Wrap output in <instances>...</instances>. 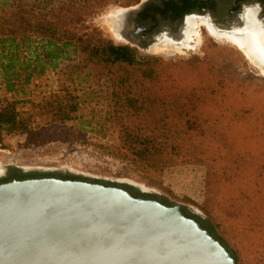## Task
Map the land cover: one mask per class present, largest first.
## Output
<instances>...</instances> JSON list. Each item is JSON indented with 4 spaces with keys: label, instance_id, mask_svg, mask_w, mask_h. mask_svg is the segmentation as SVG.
I'll list each match as a JSON object with an SVG mask.
<instances>
[{
    "label": "trees",
    "instance_id": "1",
    "mask_svg": "<svg viewBox=\"0 0 264 264\" xmlns=\"http://www.w3.org/2000/svg\"><path fill=\"white\" fill-rule=\"evenodd\" d=\"M115 2L0 0V143L77 122L82 90L100 88L108 100L103 126L118 142L108 147L112 154L145 174L207 165L210 157L203 148L223 140L227 131L209 127L208 110L219 103L202 95H221L229 87L195 81L198 68L192 61L143 58L136 49L104 38L88 20ZM49 72L57 76V90L38 101L27 98ZM46 178L87 181L15 170L0 184Z\"/></svg>",
    "mask_w": 264,
    "mask_h": 264
},
{
    "label": "rangeland",
    "instance_id": "2",
    "mask_svg": "<svg viewBox=\"0 0 264 264\" xmlns=\"http://www.w3.org/2000/svg\"><path fill=\"white\" fill-rule=\"evenodd\" d=\"M144 1L118 0L89 19V25L115 45L136 49L140 57L192 61L198 68L195 81L229 87L221 95H202L206 101L219 103L216 110H208L209 127L227 131L223 140L203 148L210 157L207 165H179L162 173L136 171L108 148L118 142L103 126L108 100L105 90L96 88L80 93L82 109L77 122L0 143V173L13 168L25 173L70 174L91 182L132 187L139 196L180 206L224 241L238 264H264V67L202 18L187 19L194 23L191 41L186 40V32L192 27L187 21L182 25L185 46L190 48L177 44L179 51L171 45L166 47L167 55L156 52L164 42L162 35L155 44L142 47L126 41L120 33L113 34L123 12ZM168 33L176 34L170 29ZM57 88V76L49 72L27 98L38 101Z\"/></svg>",
    "mask_w": 264,
    "mask_h": 264
},
{
    "label": "water",
    "instance_id": "3",
    "mask_svg": "<svg viewBox=\"0 0 264 264\" xmlns=\"http://www.w3.org/2000/svg\"><path fill=\"white\" fill-rule=\"evenodd\" d=\"M148 2L123 12L124 28ZM0 264L237 263L180 206L105 183L46 178L0 184Z\"/></svg>",
    "mask_w": 264,
    "mask_h": 264
},
{
    "label": "flooded vegetation",
    "instance_id": "4",
    "mask_svg": "<svg viewBox=\"0 0 264 264\" xmlns=\"http://www.w3.org/2000/svg\"><path fill=\"white\" fill-rule=\"evenodd\" d=\"M249 15H253L256 27L251 25ZM190 17L206 19L214 29L227 37H244L254 28L262 32L264 41V0H149L144 10L128 19V26L120 35L131 43L142 47L150 46L159 41L158 35H162V40L163 34L169 29L179 34L182 25ZM257 62L264 67V63ZM14 171L15 169L7 170L4 176ZM119 187L139 197L134 188ZM156 200L162 202L160 199ZM184 214L192 218L186 212Z\"/></svg>",
    "mask_w": 264,
    "mask_h": 264
},
{
    "label": "bare ground",
    "instance_id": "5",
    "mask_svg": "<svg viewBox=\"0 0 264 264\" xmlns=\"http://www.w3.org/2000/svg\"><path fill=\"white\" fill-rule=\"evenodd\" d=\"M122 18H121V21L120 20L118 21L117 30L113 31V29H112L113 34H116V33L117 34L120 33L121 35L123 34V32L125 30V28H124L125 26H124V20ZM248 19H249L251 25L256 27L255 26L256 22L254 20L253 15H251V16L249 15ZM187 25L189 27L191 26L192 28H191V31H189V32L187 31L186 32V40L191 41L192 40L191 37L193 36L192 34H193V25H194V23L191 20H188L187 21ZM182 29H184V27H182ZM182 29H181V31H182ZM212 30L215 31L214 28ZM181 31L177 35L170 34V33L165 34L163 36L164 37V42H162V44H159L157 46L158 48H157L156 52L158 54L165 55L166 53H168L167 52L168 50H167L166 47H170L171 45H174L175 49H179V51H180L181 48L177 47V44H182L183 48H190V46H188V44H187V46H185L186 44L184 43L185 41H184L183 35L181 34ZM219 35H221V34H219ZM262 37H263L262 32L257 31L254 28L252 29V31L249 30L247 35L244 36V37H240V36H237V35H228V39H230V41L232 43H234V44L238 45L239 47H241L251 59L256 61L257 64H259V62H257V61H260V62L264 63V41H263ZM199 42H200V39H199V36H198V43ZM162 47H164V48H162ZM259 65H261V64H259ZM261 66H263V65H261Z\"/></svg>",
    "mask_w": 264,
    "mask_h": 264
}]
</instances>
